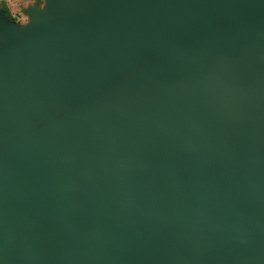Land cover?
Masks as SVG:
<instances>
[{"label":"water","instance_id":"1","mask_svg":"<svg viewBox=\"0 0 264 264\" xmlns=\"http://www.w3.org/2000/svg\"><path fill=\"white\" fill-rule=\"evenodd\" d=\"M32 1L0 10V264H264V0Z\"/></svg>","mask_w":264,"mask_h":264},{"label":"flooded vegetation","instance_id":"2","mask_svg":"<svg viewBox=\"0 0 264 264\" xmlns=\"http://www.w3.org/2000/svg\"><path fill=\"white\" fill-rule=\"evenodd\" d=\"M30 3H34L32 0H30ZM28 3V4H30ZM28 4L26 5V7L28 6ZM41 3H38V5H40ZM24 9V8H23ZM21 9L19 11V14L17 12L12 13L11 10L9 9V7L6 5L5 1L0 0V10L4 12V15L8 18L9 21L13 22V23H18V24H24L27 22V17L23 14ZM20 15V16H18ZM23 18L24 21H20V19Z\"/></svg>","mask_w":264,"mask_h":264},{"label":"rangeland","instance_id":"3","mask_svg":"<svg viewBox=\"0 0 264 264\" xmlns=\"http://www.w3.org/2000/svg\"><path fill=\"white\" fill-rule=\"evenodd\" d=\"M3 1H5L6 5L9 7L12 13L17 12L18 14L21 9L26 8V5L30 3V0H3ZM20 21H24V19L21 18Z\"/></svg>","mask_w":264,"mask_h":264}]
</instances>
